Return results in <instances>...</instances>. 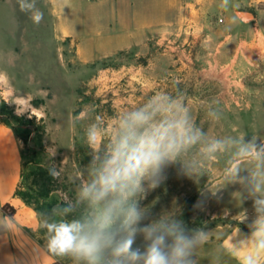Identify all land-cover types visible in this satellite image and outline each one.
I'll use <instances>...</instances> for the list:
<instances>
[{
    "label": "clouds",
    "instance_id": "obj_1",
    "mask_svg": "<svg viewBox=\"0 0 264 264\" xmlns=\"http://www.w3.org/2000/svg\"><path fill=\"white\" fill-rule=\"evenodd\" d=\"M19 5L40 23L43 13L35 0H19ZM114 116L110 127L101 118L86 130L90 159L69 177L74 195L61 196L50 210L55 219L43 225L48 253L70 264H199L209 232L190 228L181 213L154 215L152 205L142 204L165 183L169 169L187 178L200 175L189 159L199 147L203 159L233 150L225 179L238 184L244 202H251L250 219L246 212L247 222L241 221L247 231L241 228L222 251L236 264H264V142L255 135L210 137L194 123L185 102L164 91ZM47 170L53 178L60 174L54 162ZM208 196L201 191L194 207L203 210Z\"/></svg>",
    "mask_w": 264,
    "mask_h": 264
},
{
    "label": "crops",
    "instance_id": "obj_2",
    "mask_svg": "<svg viewBox=\"0 0 264 264\" xmlns=\"http://www.w3.org/2000/svg\"><path fill=\"white\" fill-rule=\"evenodd\" d=\"M36 8L43 13L40 23L30 18V13L19 9V0H0V6L15 7L16 26L23 38H38L42 29H52L59 41L70 39V48L80 65L115 56L123 52H140L150 55L149 76L145 83L150 92L169 93V80L177 84L179 73H196L216 83L223 82L231 88L242 84L255 56L264 51V0H35ZM252 12L251 21H244L238 12ZM34 46L17 42L9 56L0 51V77L14 90L16 103L24 108L32 102L34 88L57 75L71 86V94L57 97L48 95L47 106L56 118L59 137L57 147L69 149L75 134V108L79 79L61 61V75H48L35 71L31 61ZM3 57V58H2ZM171 63L166 64V59ZM5 60L14 69L11 77L1 67ZM168 68L173 71L167 75ZM154 70V71H153ZM156 70L160 72L157 73ZM52 100V102H51ZM67 101V127L61 125V115L54 106ZM55 102V103H53ZM22 108V109H23ZM25 109V108H24ZM25 144L13 129L0 118V264H56L57 257L46 250L41 242L40 230L44 221L40 214L16 195L23 182L22 150ZM58 178L60 176H57ZM70 176L63 182L59 196L71 198L74 185ZM10 205L16 213L10 216L4 208ZM229 214L240 215L229 211ZM239 216V217H240ZM251 216L248 215L250 219ZM245 221V216L239 218ZM239 225H226L218 241L222 250L236 237ZM243 255V253H239ZM201 257V256H199ZM200 261V260H199ZM70 264V262H68Z\"/></svg>",
    "mask_w": 264,
    "mask_h": 264
},
{
    "label": "rangeland",
    "instance_id": "obj_3",
    "mask_svg": "<svg viewBox=\"0 0 264 264\" xmlns=\"http://www.w3.org/2000/svg\"><path fill=\"white\" fill-rule=\"evenodd\" d=\"M14 17L15 7L0 6V51L3 56L5 54L9 56L12 45L17 42L24 45L32 44L36 52L31 66L35 71L48 75H61L64 73L62 61L79 79L75 85L78 100L74 116L73 146L62 149L57 147L58 127L55 116L47 106L49 101L47 98L49 95L55 101L57 97L71 94L72 89L67 81L57 75L51 76L49 82L34 88L33 93L37 97H33L32 102L33 100H43V102L38 106H34L31 102L26 104L24 109L14 100V90L0 77V95L8 106L15 110V115L34 120L29 126L31 146H35L37 142L34 129L43 124L46 126L40 154L42 164L49 166L51 162L55 163L60 173L61 189L64 190L66 187L71 194L72 190L63 180L65 176L71 175L75 167L86 165L90 159L89 148L85 143L88 126L103 118L110 127L117 111L125 106L143 104L153 93L145 83L150 73L148 68L150 55L123 52L91 61L87 66H83L77 62L73 49L69 47L70 44L75 45L70 39L59 41L54 37L52 29H42L43 34L38 38H23L20 36L22 30L16 26ZM171 61L170 57L167 58L166 64L169 65ZM1 67L9 76L14 75V69L6 60L5 63L2 62ZM171 71L173 69L168 68L165 72L169 75ZM156 72L160 71L156 70ZM179 74L181 81L177 84L174 85L169 80L168 94L173 97L179 96L185 102L194 123L203 128L210 137L223 139L245 135L246 138H251L255 135L258 137V142H264V51L255 56L249 70L241 78L242 84L239 86L229 88L223 82L216 83L199 77L194 72L189 75L186 72ZM67 104V101H64L54 106L57 114L61 115L60 121L64 128L67 127L68 116L65 115ZM0 116L17 126V123L2 110L1 104ZM189 159L198 164L200 175L187 178L179 175L175 169L169 180L173 170L171 168L168 170L165 183L151 191L142 204L152 205L154 215L164 210L181 213L190 228L201 227L209 232L208 243L198 252V257L201 256L199 264H236L221 253L218 245L224 226H240L242 224L240 217L243 218L246 212L247 216L252 215L251 202H244L240 186L225 179L228 168L234 162L233 150L221 151L211 159H203L199 147H196L189 153ZM243 167L246 168L247 165ZM30 169L31 167L26 169L25 176H28ZM241 174L247 175V172ZM25 180L26 184H29L30 181H27V178ZM201 191L209 193L203 210L194 207L197 201L201 200ZM213 193L218 195L213 196ZM229 211L242 213V216L229 214Z\"/></svg>",
    "mask_w": 264,
    "mask_h": 264
},
{
    "label": "trees",
    "instance_id": "obj_4",
    "mask_svg": "<svg viewBox=\"0 0 264 264\" xmlns=\"http://www.w3.org/2000/svg\"><path fill=\"white\" fill-rule=\"evenodd\" d=\"M43 100H33V105L38 106ZM0 104L2 110L6 112L10 118H12L17 126L10 124L8 121H5L1 118L2 122L8 125L13 129L15 134L23 140L25 146L22 150V159H23V182L21 186L17 189L16 195L19 196L27 205L32 206L40 214L44 223L55 219L51 216L52 206L58 202L60 196L59 191L61 190L60 180L58 177L53 178L49 175L48 166L42 164L40 158L41 151L43 149L44 137L46 135V126L40 125L34 129L36 135V144L31 146V130H29L30 124L34 123V120L28 119L23 116L15 115V110L8 106L6 101L0 95ZM43 122V121H42ZM26 129V131H23ZM31 167L28 176H25V171ZM175 168L171 171L169 177L172 178ZM27 181H30L29 184H26ZM64 189H67L66 187ZM72 197V195L70 196ZM4 210L10 215L13 216L16 213V209L7 205ZM241 227L245 228L243 224H240ZM246 229V228H245ZM41 242L46 245V228L43 226L40 230ZM58 261L56 264H68L69 261L57 257Z\"/></svg>",
    "mask_w": 264,
    "mask_h": 264
},
{
    "label": "water",
    "instance_id": "obj_5",
    "mask_svg": "<svg viewBox=\"0 0 264 264\" xmlns=\"http://www.w3.org/2000/svg\"><path fill=\"white\" fill-rule=\"evenodd\" d=\"M238 15L246 22H249L253 19L254 15L252 12H238Z\"/></svg>",
    "mask_w": 264,
    "mask_h": 264
}]
</instances>
